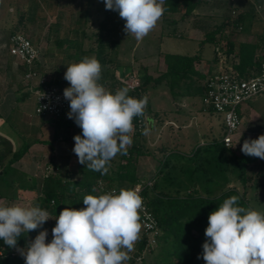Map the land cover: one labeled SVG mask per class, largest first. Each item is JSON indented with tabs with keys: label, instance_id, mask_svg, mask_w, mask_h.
Instances as JSON below:
<instances>
[{
	"label": "trees",
	"instance_id": "16d2710c",
	"mask_svg": "<svg viewBox=\"0 0 264 264\" xmlns=\"http://www.w3.org/2000/svg\"><path fill=\"white\" fill-rule=\"evenodd\" d=\"M202 2L203 0H165L163 5L165 10L162 16L164 18L173 17L171 21L176 22L178 19L189 17L196 6ZM26 12V10H23L19 13L18 22L10 27L9 35L14 32L27 35L22 31L24 30L22 28ZM178 14H180V17H174ZM230 14V10L228 13L225 11L220 22L210 15H194L191 20V27L201 31L203 34V38L199 41V44L203 45L208 41L216 46L228 40L229 48L227 50L230 52L232 50L230 48L232 46V38L237 35V27L242 22V15L232 18V14ZM109 19L110 17L106 15V19L100 22L96 38L98 46L94 49L95 58L98 59L101 66L104 65L102 57L103 42L104 35L108 29ZM75 23L77 24L74 25L73 35H77L82 26L78 21ZM226 29H229V36L225 34ZM172 33L174 34V31ZM180 34L178 33L177 35ZM64 43H67L71 47L73 44H78V40L73 37H66L63 40L56 39L57 46H62ZM258 49L259 42L257 41L239 43L236 52L237 59L232 62V66L241 76L258 72L261 62H264L263 57L255 59ZM83 51L79 53L78 58L80 60L85 57ZM202 60L203 58L199 51L194 54L165 53L163 55L164 68L157 74L149 72L146 66L139 68L138 78L140 83L134 89H129L128 95L137 99L144 96L148 97L150 87L165 84L174 99L181 96L199 95L203 97L207 90V75L200 72L197 68V64L202 62ZM21 68L24 71L23 73L27 71L26 65L22 64ZM117 68L123 74L129 70L128 66L126 67L122 64H117ZM31 69L33 71L39 70L37 60L34 61ZM66 70L56 68L54 70L55 73L51 74V77L44 80L43 83L38 84V87L56 86L61 89L69 87V82L64 79ZM43 72L46 71L43 70ZM113 76V72L110 73L108 70L101 71L99 83L106 84L107 79H111ZM109 83L110 85L107 90L111 91L116 80L111 79ZM29 93V91L20 93L17 95L16 100L24 99ZM207 109L211 110V108ZM146 111H151L148 103ZM67 113L68 111L59 116L36 114L56 128L63 126L68 129L72 127L74 121L66 117ZM142 118L143 116L136 117L133 120L135 131L132 134L133 140L131 146L128 147L127 155L118 154L112 159L110 161L109 172L105 175L83 168L79 171V177L77 178L74 176L65 178L62 173L55 172L43 174L41 181L38 183L29 174L13 166V163L26 152L29 141L25 140L17 149L12 150L10 141L5 137H0V199L5 201L4 204L11 205L17 199L18 189L27 188L36 193L34 206L39 205L42 209L47 210L51 218H53L47 220L41 227L29 231L26 235H21L17 241L19 248H24L35 239L40 231L45 229L48 231L46 241L52 240V229L56 225V219L54 218L58 217L64 208L84 209L86 205L83 204V198L86 195L101 194L98 187L99 182H102L105 188L115 186L130 188L139 181L136 177L137 158L139 155L151 153L149 150L143 149L141 144H138V138L143 132V127L141 129L138 127L139 121ZM11 125L20 131V125ZM36 141L48 142L42 139L33 140V142ZM211 145L208 152L201 154L199 157L200 159L202 158L203 163L208 164V167H205L202 173L197 165L195 168L189 169L190 162H188L187 166L185 165L181 169H178L173 164L170 165L168 163L167 155L160 160V166L157 167L156 174L151 177L153 179L152 186L145 187L143 192L160 229L156 244L158 250L154 253L152 262L148 261L145 256H141L140 259L136 258L142 254L145 246V237L141 232L137 248L130 256L131 259L128 264H206L202 259V246L208 240L205 230L208 227L209 214L217 210L225 199L233 195L240 197L238 201L240 206L254 209L248 203L247 189H253L256 195L258 188L264 185V169L262 168L264 160L245 155L243 152L240 154L234 153V147H227L223 144L222 136L220 140L214 139ZM196 153L197 150L194 151V154ZM225 154L228 158L230 157L233 161H236V163H240L243 180L242 192L230 186L226 188L222 187L224 183L228 182L229 176L222 173L225 166L217 163V159L220 161ZM194 160V158L191 160L192 165L194 164ZM249 165L250 172L247 170ZM199 181L200 184L198 183ZM174 182H176L177 188L168 189L164 187ZM193 182H196L197 186H194ZM199 186L201 193L198 190ZM260 199H263V197H260ZM0 252V264H25L24 257L16 249L5 245L3 240H0ZM198 256L201 258L198 259Z\"/></svg>",
	"mask_w": 264,
	"mask_h": 264
},
{
	"label": "clouds",
	"instance_id": "9594fccd",
	"mask_svg": "<svg viewBox=\"0 0 264 264\" xmlns=\"http://www.w3.org/2000/svg\"><path fill=\"white\" fill-rule=\"evenodd\" d=\"M164 2L104 0L106 10L117 11L126 21L124 31L138 41L155 28L165 10ZM101 71L95 57L85 56L68 65L64 79L70 86L63 96L70 102L68 118L82 129V135L73 138L78 162L105 175L112 159L127 155L133 120L144 116L148 97H131L127 87L115 93L107 90L99 83ZM241 151L264 160V134L245 140ZM239 199L233 195L209 214L208 240L202 246L206 264H264V212L240 206ZM83 204L84 209L64 208L54 218L50 243L45 229L24 248L18 247V238L53 218L39 205L0 204V240L16 249L25 264H125L142 231L144 205L138 191L122 188L118 193L89 194Z\"/></svg>",
	"mask_w": 264,
	"mask_h": 264
},
{
	"label": "rangeland",
	"instance_id": "374dc122",
	"mask_svg": "<svg viewBox=\"0 0 264 264\" xmlns=\"http://www.w3.org/2000/svg\"><path fill=\"white\" fill-rule=\"evenodd\" d=\"M213 1L210 0V4L202 6V8L199 9V14L216 12L215 15H218L220 10L212 9L214 7ZM224 5L225 3L222 6ZM222 6L220 5L221 8ZM23 10L27 12L24 17V26L22 28L24 30L22 31L28 35H26L27 37L31 38L39 52V58L37 60L39 63V70H37L36 74L32 77H25L24 71L22 72V69L19 67L22 63L17 59L16 61H10L8 64H1V61L6 59L7 55L10 27L17 24L19 13ZM196 14L197 12L194 11L189 17L178 19L176 22L171 21L173 17H166V20V18L162 16L155 28L146 37L138 41L133 35H129L124 31L126 21L119 16L117 11L106 10L104 0H0V90L27 89L28 87L32 90L35 85L39 83L40 79H49L51 74L55 73L54 70L56 68L65 70L68 65L79 62L80 58L78 57L82 50H84V56L95 57L94 49L98 46L96 38L99 32L100 22L106 19V15L109 16L110 19L107 25L108 29L104 35L102 52L104 65L101 66V69L102 72L105 70H108L110 73L113 72L114 76L111 77V79L116 80L113 87L115 91L125 86L124 81L130 82L132 78L138 77L139 68L141 66H146L149 72L157 74L164 68L163 55L165 53L194 54L199 51L201 52L203 60L197 64V68L200 72H204L215 47L213 43L208 41L200 45V40L196 38L198 34H191V20ZM179 15L180 14L174 17L178 18L180 17ZM221 19V16H217L216 18L218 22H220ZM77 21L82 24V26L77 35H73L74 25L77 24L75 23ZM173 31L174 34L172 33ZM178 33L181 34L177 35ZM200 36L203 38L202 32ZM66 37L77 39L78 44H73L71 47L67 43H64L62 46H57L56 39L63 40ZM117 64L128 66L129 70L123 74L120 72V69L117 68ZM7 67H11L10 69H13L15 72L11 70L8 71ZM43 70L46 72H43ZM111 79L108 78L107 83L102 84L106 89L110 85L109 81ZM15 101L16 103L14 106L18 105L19 108L13 109L14 111L10 113L7 122L0 121L2 122V124H0V130L9 138L12 149H17L21 145L20 135L23 133L22 131L25 130L27 133L29 132V124L27 123L26 128L23 124L17 123L23 122V120H18L16 122L17 119H14V117L16 118L20 115L37 116L35 113L36 98L33 90L24 99L19 101L15 99ZM148 104L151 107V111H146L143 118L140 120V124H143L142 130L145 124H153V121H155V124H157L158 121L159 124H164L169 120L174 121L176 124H181L183 121L190 124L189 128L181 129L179 132L182 134L183 138H193L191 142L194 148H196L197 153L192 167L195 168L196 165L199 166V170L202 173L203 169L208 167V164L203 163L202 158L200 159L199 157L201 154L206 153V149L211 147L208 145L206 146V144L203 145L204 143H201L202 139L210 140L212 137L216 140L221 139L223 133L222 129L224 130V127L220 129L218 124L224 125L223 115L217 112L210 114L202 111L204 105L202 97L199 95L181 96L174 99L165 84H159L149 88ZM244 106H247L246 108L249 110L251 116L248 120L246 116L243 118L241 130H243V127H247L251 137L247 138L246 134L244 136L245 139L241 137L238 145H235L233 149L236 154L242 152L241 148L245 140H254L264 134V91L246 100ZM11 124L20 125L19 127L22 131H19ZM203 124H214L213 136L205 135V130L197 135L195 129L199 126L203 127ZM34 125L38 127V134L40 137L49 138L51 136V129H49L48 126L40 124ZM134 131L135 130H133V133ZM165 132L167 134L168 129H165ZM80 134L82 135V129H80ZM166 134H163L162 139L166 138ZM211 141L212 140H210V142ZM176 144L177 143H167V145L171 146V149L174 148ZM47 148L48 147H45V145H39L35 151L42 155L41 158L36 157L35 154H28L25 156L24 161L18 162L15 165L24 170V172L29 174L32 178L36 179L39 183L43 174L54 173L51 166H46V162L48 161ZM151 151L155 153L153 150H150V152ZM164 152L167 154L169 164L174 162L176 158L178 159L177 164L185 161L184 154L178 157L175 149L165 150ZM227 158L226 154L220 161L216 158L217 163L225 166L224 174L229 176L231 180L229 183H224L222 187L226 188L230 186L242 192L243 180L240 163H236V161H233L231 158ZM85 168H87V166H85ZM262 168L264 169V165ZM247 170L248 172L251 171L250 165ZM62 175L64 176L65 174L62 173ZM76 176L79 177L78 175ZM198 183L200 184V181ZM195 184L196 182H193V185ZM254 192L253 189H247V196L249 197L248 203L255 210L264 212V185L258 188L256 195ZM35 195V191L28 190L27 188H20L18 189L17 199L13 201L11 205L17 204L23 207L34 206ZM260 197H263V199H260ZM4 202L5 201L0 199V204H4ZM46 242L50 243L51 240ZM137 243L138 241L136 242L134 250L137 248ZM157 250L158 246L154 245L145 249L141 256H145L148 261L152 262L154 253ZM133 252L134 251L129 253V255L131 256ZM128 262L129 260L126 261L125 264H128Z\"/></svg>",
	"mask_w": 264,
	"mask_h": 264
},
{
	"label": "crops",
	"instance_id": "0c3cea01",
	"mask_svg": "<svg viewBox=\"0 0 264 264\" xmlns=\"http://www.w3.org/2000/svg\"><path fill=\"white\" fill-rule=\"evenodd\" d=\"M213 2H214V7L212 9L220 10V12H218L219 13L218 15H215L216 12L215 13L211 12L210 14H199V9L202 8V6H205L206 4L207 5L210 4V0H203V2L200 5L196 6L193 12L194 11L197 12L196 15L198 16L210 15L214 19H216L217 16L222 17L225 13L224 11H227L228 13L230 10L232 14V11L234 10L236 12L235 13L236 15L232 14V18L236 17L237 15H242V22H240L237 27L238 29L236 30L237 35H235L234 38H232V46L230 47L232 50L230 52L227 50L229 48L228 40L220 44L222 47L221 49L222 54L225 56L224 62H222L219 55L215 52V50H213L212 57L210 61L207 63L208 66L206 67L205 71L202 73L208 76V74H211L219 70L221 66L224 65V63L232 66V62L236 61L237 59L236 52L238 50V46L240 42H246V41L247 42L248 41L259 42V49L256 53L255 59L258 57H263L264 59V35H263V28H262L263 23H264V0H215ZM224 3L225 5L222 6ZM220 5L222 6V8L220 7ZM190 32L191 34H194V33L198 34V36H196L197 39L199 40L202 39L200 36L201 31L195 28H191ZM225 34L229 36V29L225 30ZM12 60L16 61V58L10 55L7 51L6 59L1 61L2 62L1 64H6V63L8 64ZM19 67L21 68V66ZM10 68L11 67H7L8 71L11 70L12 72H15L13 69H10ZM22 72H23V69H22ZM27 89L29 92H32V90H30L29 87ZM27 89L18 88L15 90H11V89L9 90L5 89L3 91L0 90V121L7 122V120L9 119L10 113L14 111L13 109L19 108L18 105L14 106L16 103L15 99L17 95H19L20 93L26 92ZM114 91L115 89L112 88L111 92L114 93ZM246 107L247 106H244V103H243V105H241L239 109L242 120L243 118H245V116L247 120L251 116L249 110ZM202 111L206 113H210V114L214 113L212 110L205 109V108H202ZM69 112H70V109L68 110V113ZM28 116L20 115L19 117L18 116L16 118L14 117V119H17L16 122L18 120L19 121L23 120V122L21 121L17 123L23 124L24 127L27 125V123L29 124V132L27 133L24 130L23 133H21L20 135V138H21L20 141L22 143L25 140L29 141V146L26 152L22 155V157L13 163V166H15L21 171H24L20 167L16 166L15 164L18 162L20 163L24 161L25 156L28 154H35L36 157L41 158L42 155L36 152L35 150L37 149L39 145H45V147H48L47 148L48 149V152H47L48 161L46 162V166L47 167L51 166L52 171L54 173L60 172V173L65 174L64 175L65 178H68V176H75V178H77L76 175L79 176V171L85 168L86 165L80 164L78 162V157L73 152V148L75 144V141L73 138L75 135H81L80 134L81 128L77 126L74 119H73L74 124L72 125V127L66 129L63 126L56 128L52 124L46 122L45 119L42 118L41 116H38V115L36 117H32L30 115ZM66 117H68V115H66ZM0 124H2V122H0ZM34 124L48 126L49 129H51V134H50L51 136L49 138H43L42 136L40 137L38 134L39 133L38 127L35 126ZM189 125H190L189 123H185L184 121L181 122V124H176L172 120H169L164 124H159V121L157 122V124H155V121H153V124H145L143 132L141 136L138 138V144H141L143 146V149L149 150V151L153 150L155 153L151 151V153L142 154L138 156L137 165H136V177L139 180L151 178L152 176L156 174L157 167L160 166V160L163 159L167 155L165 154L164 151L169 150V149L170 150L175 149L177 151L176 154H178L177 155L178 157H181L182 154H184L183 156H185V161H182L181 163L177 164L178 159L176 158V160L174 162H171L170 165L173 164L174 167L181 169V167L185 165L187 166L188 162H190L189 169L192 168L193 165L191 163V160L195 158V155H196L194 154V151L196 150V148H194L191 142L193 138L192 139L190 137L183 138L182 134L179 132V130L181 129L189 128ZM218 125L220 126V129L223 128V124H218ZM213 128H214V124H203V127L199 126L195 129V131L198 135L201 131L205 130L206 132L204 133L205 135L213 136V132H214ZM165 129H168L167 134L165 132ZM163 134H166V138L164 139H162ZM236 134L237 135H235L234 137V147L235 145H238L239 143L238 140L241 139V137L245 139L244 137L245 134L247 138L251 137V134H249L247 127H243V130H241V126H240ZM0 137L7 138L1 130H0ZM7 139L9 140V138ZM36 139L47 140L48 142L46 143L41 142V141L33 142V140H36ZM170 139H171V142H170ZM132 140H133V136H132ZM210 140H212L211 142H213L214 138L212 137ZM210 140L202 139L201 143H204L203 145L206 144V146L207 145L212 146L210 144L211 143ZM167 143H172V144L177 143V144L174 145L175 147L171 149V146L167 145ZM208 149L206 150L208 151ZM224 171L225 169H223L222 173H224ZM229 182H231L230 178L228 179V183ZM175 184L176 182H174L173 184L170 183L164 187L168 189H172V188L175 189L177 188V185ZM194 186H197V185L195 184ZM200 189L201 188L199 186L198 190L201 193ZM180 193L183 194L182 192Z\"/></svg>",
	"mask_w": 264,
	"mask_h": 264
},
{
	"label": "built area",
	"instance_id": "2783aa9c",
	"mask_svg": "<svg viewBox=\"0 0 264 264\" xmlns=\"http://www.w3.org/2000/svg\"><path fill=\"white\" fill-rule=\"evenodd\" d=\"M236 12L233 10L232 14ZM236 15V14H235ZM264 35V23H263ZM221 45H216L214 50L219 55L222 62L225 56L222 54ZM8 53L14 56L20 63L26 65L27 71L25 77H32L36 71L31 69L32 64L39 58L37 47L32 40L20 32L11 33L8 37ZM124 81V80H122ZM44 82L40 79L38 84ZM125 87L134 89L140 83L136 76L128 81H124ZM38 84L32 89L36 98L35 112L41 115L59 116L66 113L70 109V102L63 96L64 89L56 86L38 87ZM207 90L202 97L203 107L211 108L214 112L223 115L224 130L222 135V142L227 147H234V137L238 132L242 123L240 116V106L251 97L264 91V62H261L258 72L241 76L239 72L231 65L224 63L221 68L207 76L206 82ZM44 94V95H43ZM42 96V97H41ZM143 124H138L142 128ZM153 179H140L134 186L126 187H112L105 188L102 182H99V190L101 194L108 193L115 190L117 193L120 189H135L143 199V210L140 213L142 234L145 237V246L143 251L149 247L157 244L160 229L157 224V219L151 211L147 198L144 195V188L151 187ZM1 255V252H0ZM137 256V259H140Z\"/></svg>",
	"mask_w": 264,
	"mask_h": 264
}]
</instances>
